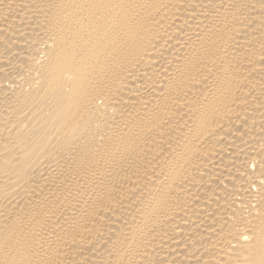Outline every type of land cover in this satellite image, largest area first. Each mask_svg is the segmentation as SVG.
<instances>
[{"label": "bare ground", "instance_id": "obj_1", "mask_svg": "<svg viewBox=\"0 0 264 264\" xmlns=\"http://www.w3.org/2000/svg\"><path fill=\"white\" fill-rule=\"evenodd\" d=\"M0 264H264V0H0Z\"/></svg>", "mask_w": 264, "mask_h": 264}]
</instances>
